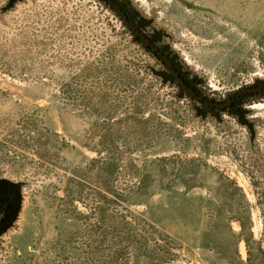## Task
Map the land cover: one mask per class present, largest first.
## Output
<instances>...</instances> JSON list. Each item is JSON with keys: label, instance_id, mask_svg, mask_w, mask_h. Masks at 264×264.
<instances>
[{"label": "rangeland", "instance_id": "obj_1", "mask_svg": "<svg viewBox=\"0 0 264 264\" xmlns=\"http://www.w3.org/2000/svg\"><path fill=\"white\" fill-rule=\"evenodd\" d=\"M208 100L264 88V0H116ZM0 264H264V102L214 110L101 0H0Z\"/></svg>", "mask_w": 264, "mask_h": 264}, {"label": "water", "instance_id": "obj_2", "mask_svg": "<svg viewBox=\"0 0 264 264\" xmlns=\"http://www.w3.org/2000/svg\"><path fill=\"white\" fill-rule=\"evenodd\" d=\"M112 7L115 9L117 14L119 15L122 22L128 27L133 34L140 39L143 45L149 47L152 49V51L163 61L166 66L170 69L171 74L173 78L176 80L177 84L182 88V90L187 93L190 97L196 99L197 101L213 107V108H225L230 106L235 98L225 102V103H217L213 101L207 100L205 97L199 95L198 92H196L192 87L189 86V84L185 81V79L179 74V72L176 70L173 62L171 59L164 54L152 41L149 39L141 30L129 19L127 14L122 10L121 6L118 5L114 0H106ZM248 92H260L264 93V88L258 87V88H251L246 89L239 93V95H242L243 93ZM21 206V199L17 196L14 197L12 200L11 208L9 212L7 213L6 217L0 222V235L5 231V229L8 228L9 224H11L14 219L17 217V214L19 212Z\"/></svg>", "mask_w": 264, "mask_h": 264}, {"label": "flooded vegetation", "instance_id": "obj_3", "mask_svg": "<svg viewBox=\"0 0 264 264\" xmlns=\"http://www.w3.org/2000/svg\"><path fill=\"white\" fill-rule=\"evenodd\" d=\"M103 1H106V0H103ZM118 5H120L116 0H114ZM106 3L113 9V11L117 14V12L115 11V9L112 7V5H110L107 1H106ZM122 8V7H121ZM122 10L127 14V16L129 17V15H128V13L126 12V10L125 9H123L122 8ZM118 15V14H117ZM119 16V15H118ZM120 18V17H119ZM129 19L131 20V18L129 17ZM122 21V20H121ZM132 21V20H131ZM135 24V23H134ZM126 26V25H125ZM128 28V27H127ZM129 29V28H128ZM130 30V29H129ZM141 30V29H140ZM131 31V30H130ZM142 32V31H141ZM131 33L133 34V32L131 31ZM145 34V33H144ZM134 35V34H133ZM146 35V34H145ZM135 36V35H134ZM147 36V35H146ZM136 37V36H135ZM148 37V36H147ZM137 38V37H136ZM149 39H151L150 37H148ZM137 39H139V38H137ZM139 41H140V39H139ZM152 41V40H151ZM153 42V41H152ZM140 43H142L141 41H140ZM154 43V42H153ZM155 44V43H154ZM156 45V44H155ZM145 46V45H144ZM157 46V45H156ZM158 47V46H157ZM159 48V47H158ZM151 49V48H150ZM160 49V48H159ZM152 50V49H151ZM161 50V49H160ZM162 51V50H161ZM163 52V51H162ZM164 53V52H163ZM165 54V53H164ZM156 55V54H155ZM157 56V55H156ZM168 56V55H167ZM158 57V56H157ZM169 57V56H168ZM170 58V57H169ZM159 60L161 61V59L159 58ZM162 63H163V65H165L166 66V64L163 62V61H161ZM174 64V63H173ZM175 66V65H174ZM166 68L168 69V71H170V69L166 66ZM175 68H176V66H175ZM176 70L179 72V74L185 79V81L189 84V86L190 87H192L196 92H198L199 93V95H201V93L196 89V88H194L193 86H192V84H190V82L187 80V78L186 77H184V75L182 74V73H180V71L176 68ZM170 74H171V71H170ZM171 76H172V74H171ZM172 78H173V76H172ZM173 80H174V82H176V80L173 78ZM176 84H177V82H176ZM179 86V85H178ZM179 88L182 90V88L179 86ZM255 88H258V87H255ZM263 88V87H262ZM247 89H251V88H247ZM244 90H246V89H244ZM244 90H242V91H244ZM242 91H240V92H242ZM239 92V93H240ZM239 93H237L233 98H235V100H234V102L230 105V106H228V107H225V108H213V107H210V106H207V105H205V104H203V103H201V104H203V105H205L206 107H209L210 109H214V110H216V109H219V110H228V109H231V108H234V107H239V106H237L235 103L238 101V99L239 98H241L243 95H245V94H248V93H260V92H248V93H243L242 95H239ZM187 94V93H186ZM262 94H264V93H262ZM188 95V94H187ZM202 96V95H201ZM232 98V99H233ZM208 100V99H207ZM231 100V99H230ZM209 101H211V100H209ZM229 101V100H228ZM213 102H216V101H213ZM227 102V101H226ZM217 103H225V102H217ZM18 195H14L13 197H12V200H13V198L14 197H17ZM12 200H11V202H10V204L9 205H7L5 202H1V197H0V217L3 215V218L0 220V222L6 217V215H7V213L9 212V210H10V208H11V204H12ZM16 219V218H15ZM15 219H14V221H15ZM13 221V222H14ZM12 222V223H13ZM11 223V224H12ZM11 224H9V226H8V228L11 226ZM7 228V229H8ZM7 229H5V231L7 230ZM4 231V232H5ZM3 232V233H4ZM2 233V234H3ZM1 234V235H2ZM0 235V236H1Z\"/></svg>", "mask_w": 264, "mask_h": 264}, {"label": "trees", "instance_id": "obj_4", "mask_svg": "<svg viewBox=\"0 0 264 264\" xmlns=\"http://www.w3.org/2000/svg\"><path fill=\"white\" fill-rule=\"evenodd\" d=\"M103 1V0H101ZM106 3V1H103ZM118 16V15H117ZM129 30V29H128ZM130 31V30H129ZM131 32V31H130ZM133 35V34H132ZM134 36V35H133ZM134 38L138 41L139 39H137L135 36ZM148 51L152 52L154 55L155 53L147 46H144ZM156 56V55H155ZM157 57V56H156ZM159 59V57H157ZM201 93V92H200ZM264 102V94L262 93H248L243 95L241 98L238 99V101L235 103L237 106H248V105H258L260 103ZM219 110V109H216ZM3 218V215L0 217V220Z\"/></svg>", "mask_w": 264, "mask_h": 264}]
</instances>
